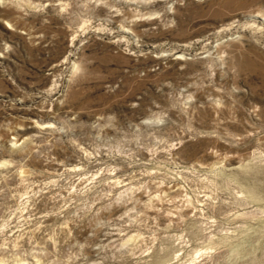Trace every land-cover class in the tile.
<instances>
[{"label":"rangeland","instance_id":"obj_1","mask_svg":"<svg viewBox=\"0 0 264 264\" xmlns=\"http://www.w3.org/2000/svg\"><path fill=\"white\" fill-rule=\"evenodd\" d=\"M264 0H0V264H264Z\"/></svg>","mask_w":264,"mask_h":264},{"label":"water","instance_id":"obj_2","mask_svg":"<svg viewBox=\"0 0 264 264\" xmlns=\"http://www.w3.org/2000/svg\"><path fill=\"white\" fill-rule=\"evenodd\" d=\"M257 19L259 20V21H263L264 19H262V18H260V17H257Z\"/></svg>","mask_w":264,"mask_h":264}]
</instances>
